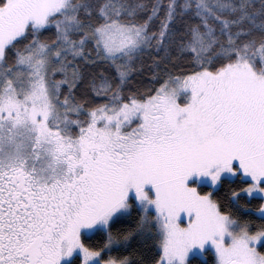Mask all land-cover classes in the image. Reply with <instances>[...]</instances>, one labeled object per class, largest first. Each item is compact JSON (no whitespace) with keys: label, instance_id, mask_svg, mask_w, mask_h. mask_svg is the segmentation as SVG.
<instances>
[{"label":"snow or ice","instance_id":"6c2138e0","mask_svg":"<svg viewBox=\"0 0 264 264\" xmlns=\"http://www.w3.org/2000/svg\"><path fill=\"white\" fill-rule=\"evenodd\" d=\"M261 249L264 0H0V264Z\"/></svg>","mask_w":264,"mask_h":264},{"label":"trees","instance_id":"16d2710c","mask_svg":"<svg viewBox=\"0 0 264 264\" xmlns=\"http://www.w3.org/2000/svg\"><path fill=\"white\" fill-rule=\"evenodd\" d=\"M207 190V189H205ZM217 197H222L225 195V190L224 188L219 189V191L216 193ZM259 203H261V201L259 200H253L252 204L258 205ZM233 211L239 216V218L244 219V218H249L255 222H259V218L255 215H250L246 210L244 209H233ZM99 237H91L89 238L86 242L88 243H93L94 241L98 240ZM137 248V245L135 243H133V245L131 246V248L128 249V252H133L134 249ZM127 254V253H125ZM143 255L145 257V260H147V254L144 253L142 250L134 257L135 260L139 261V257ZM140 264H143V261H140ZM207 264H213V257L211 254L207 255Z\"/></svg>","mask_w":264,"mask_h":264},{"label":"rangeland","instance_id":"374dc122","mask_svg":"<svg viewBox=\"0 0 264 264\" xmlns=\"http://www.w3.org/2000/svg\"><path fill=\"white\" fill-rule=\"evenodd\" d=\"M262 251H264V249H261Z\"/></svg>","mask_w":264,"mask_h":264}]
</instances>
